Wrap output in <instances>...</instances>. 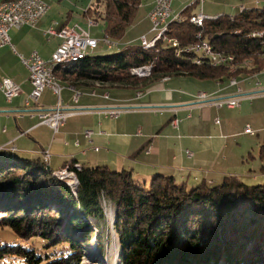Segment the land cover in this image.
I'll use <instances>...</instances> for the list:
<instances>
[{
  "label": "trees",
  "instance_id": "trees-1",
  "mask_svg": "<svg viewBox=\"0 0 264 264\" xmlns=\"http://www.w3.org/2000/svg\"><path fill=\"white\" fill-rule=\"evenodd\" d=\"M96 1L85 13L104 23L110 39L124 36L144 2ZM101 1L104 11L98 7ZM194 7L183 9L184 21L169 23L166 38L187 45V52L207 40L215 51L234 55L237 64L254 61V68L240 73L264 70V37L251 36L252 30H264V6L206 19L201 26L190 22ZM161 41L150 49L138 45L107 55L88 54L58 65L55 75L75 86L102 83L135 90L179 74L214 80L234 76L229 64L198 63L194 55ZM142 66H151L149 77L131 72ZM259 157L264 160V144ZM53 170L40 158L0 157V227L11 228L19 238L0 247V259L19 256L25 264H81L96 234L88 218L106 198L115 205L121 264H264V184H248L240 175L228 174L220 182L203 180L189 188L173 175L159 173L145 180L133 169L82 165L74 192ZM35 239L46 242L43 247L52 252L40 253Z\"/></svg>",
  "mask_w": 264,
  "mask_h": 264
},
{
  "label": "crops",
  "instance_id": "crops-1",
  "mask_svg": "<svg viewBox=\"0 0 264 264\" xmlns=\"http://www.w3.org/2000/svg\"><path fill=\"white\" fill-rule=\"evenodd\" d=\"M155 4L156 0H146L139 8L146 9L145 18L149 21V13ZM48 14L35 27L24 25L10 29L11 45L0 47V67L8 65L10 56L19 66L1 76L0 82L8 77L24 91L8 101L0 88V146L3 147L0 150L11 151L14 157L26 159H41L46 150L51 154L49 165L54 170L75 161L87 167L106 165L116 170L133 169L145 180L159 173L173 175L177 180L189 179L193 175L195 181L202 177V181L210 179L212 182H220L228 174H238L253 183L264 177V160L259 157L260 143L264 144V93L242 98L240 106L235 108L194 103V94L200 91L220 95L233 94L238 87L244 89L239 80L237 85H232L231 82L224 84L223 79L179 74L163 77L147 89L135 90L108 87L102 83L75 86L58 78L64 83L60 85L61 104L65 108L82 110L70 112L58 132L44 124L39 111L56 106L59 96L48 87L38 102L30 99L33 86L23 58L35 52L33 30L51 37L45 31L56 24L58 28L68 26L79 32L85 30L95 37L87 28L71 26L70 16L59 21ZM89 20V28L99 23L94 19L96 24L90 27ZM56 38L58 41L53 52L61 43V38ZM242 77L244 84L252 80ZM259 77L264 79L263 74L258 75L248 83L246 91L264 89V81ZM75 94H79L77 101ZM118 105L139 108L126 110L116 117L105 112L104 108ZM150 106L166 107L155 111ZM175 119L179 120L178 126L173 125ZM248 125L254 134L246 132ZM87 130L92 131L90 136H87ZM255 143L260 145L257 154L254 152ZM13 146L16 147L14 151ZM187 151L193 155L188 156ZM226 151L230 156L236 153L239 159L222 157ZM247 152L253 158L251 163H245ZM257 168L260 174H257Z\"/></svg>",
  "mask_w": 264,
  "mask_h": 264
},
{
  "label": "rangeland",
  "instance_id": "rangeland-1",
  "mask_svg": "<svg viewBox=\"0 0 264 264\" xmlns=\"http://www.w3.org/2000/svg\"><path fill=\"white\" fill-rule=\"evenodd\" d=\"M45 1L47 2V4L50 7L49 11H48V13H49L48 17H51L52 19H58L60 21L61 19H64V18H67L68 16H70L71 17L70 18L71 26L76 25L79 28H85V29L87 28L90 30V32L92 33L93 36H95L99 39H103V37H104L103 31L105 28L104 23L101 20H99V23L97 26H95V27L90 26L92 28H89L88 27V20L90 18H93V14L92 15H88V14L86 15V13H85V11L87 9H89V8L94 9L97 6L96 0H45ZM145 1L146 0H144V2ZM190 3H191L190 0H176L175 2H173L172 3V8L174 10L173 15H175L176 13H180L184 8H186L188 5H191V4L195 5V7L193 8L194 12L200 13L201 10H202V12L204 10V13L206 15L208 14L207 16L211 15L210 17H217V16L223 15V14L234 16V15L239 14L240 12H242L246 8L263 7L264 6V0H205L202 5L198 4V3H191V4ZM98 5H99L98 7H99L100 11L105 10V1H101V3H99ZM143 6H145V5H143ZM145 11H146V9L143 7L139 10V12H137L136 17L134 18L132 25L128 27L124 36L121 39H111L117 45H115L112 48H108L104 44H101L92 53V55H107V54L120 52L123 49H125L127 46L142 45V44H140V37L142 34H146L148 39L153 38L154 35L156 34V32L151 30L153 24L151 21H149L148 19L145 18ZM33 31H34L33 33L35 35V40H36V41H34V44L32 45L35 48L33 51L38 52L43 58L48 60L50 58L52 52H53L52 50L55 48V46L57 44L58 40H57L56 36L48 37V36H45L42 33V31H39V30H33ZM254 33H263V35L261 37H256V38H263L264 37V30H262V29L252 30L251 31L252 37H253ZM200 41H202V40H200ZM200 41H198V42H200ZM12 44H14V42H12ZM218 53H221V52H218ZM223 54L227 55V56H232L231 54H226V53H223ZM263 56H264V53H263ZM233 57L234 58L232 60H228L227 63H223V64L231 65L230 72L234 73L233 77H231V78L225 77L223 79L224 84L225 83L229 84V82L234 83V79H237L236 82L239 83V81H240L241 85L244 86V91H246V87H247V85H249L248 83L249 82L252 83L258 75H260V74L264 75V70L259 71V72L255 71V72L240 73L239 70H241V69L254 68L255 63L252 59H248V60L243 61L242 63L237 64V63H235L236 57L234 55H233ZM9 58L11 60L8 61V65H5L4 67H0V77L7 75V73L11 69H14V67L17 69L19 68V66L17 65L16 59L12 58L11 56ZM151 72H152V68L150 66L149 71H145L143 73H137L134 75H137L139 77H149L151 75ZM236 72H238V73L235 74ZM242 76H244V77L246 76V79H252V80L246 81V83L244 84L243 83L244 81H242V79H243ZM259 79L264 81V79L262 77H259ZM63 84H64L63 81L59 82V85H63ZM106 86L112 87L113 85L106 84ZM147 88H149V87L147 86L144 89H147ZM261 89H263V88H261ZM246 92H248V91H246ZM263 93H260V94H263ZM208 94H212V93H208ZM220 95H225V94H220ZM253 95H257V94H253ZM253 95L246 96V97H252ZM242 98H244V97H242ZM242 98H241V100H242ZM55 100H56V98H55ZM241 100H240V102H241ZM239 106H236V107H239ZM152 107H154V106H150L149 108L153 109L155 111H158V110L162 111V109L165 108L166 106H162L160 108H152ZM223 107H228V106H223ZM230 108H235V107H230ZM160 113L161 112H158V114H160ZM175 120H178V119H175ZM175 120H173L172 122H174ZM219 122H220V119H219ZM219 122H217V123H219ZM178 124H179V120H178ZM178 124L176 126H178ZM254 133H255V131H254ZM249 134H251V133H249ZM248 136L251 137V135H248ZM257 137H258V135L255 136L256 141L258 139ZM260 144H263V143H260ZM259 147H260V145H259V143H257L255 146L256 149L254 151L256 154L258 153ZM2 148L3 147L0 146V149H2ZM9 150H11V149L9 148ZM12 150L13 151L16 150V147L13 146ZM250 151H252V149H250ZM45 152H47V151L45 150L43 152L41 159L43 160V162H45L46 164L49 165L51 154L49 153L50 157L47 158L48 160H45L46 159V157H45L46 153ZM188 152H190V155ZM230 152L234 153V151H230ZM12 154H13V152H11V151L8 152L4 149L0 150V157H3L5 159L12 157L13 156ZM187 154H188V156L193 155V153L191 151H187ZM248 155H249L248 152L245 153V158H244L245 163H247V162L251 163V161L253 159L251 155H249V156ZM224 156H226V157L229 156L231 159H235V158L239 159V156L237 157L236 153H234L232 156H230L228 151H226V153L222 154V157H224ZM67 167L71 171V173H69L70 175L65 174L64 176H61V174L59 175L57 173L59 170H62V169L67 168ZM81 167H82V165L79 163H76V162L73 166H70V164H66L61 168L53 170V175L57 179L65 181L67 183V185H69L72 188V190L74 192H76L78 189V186H79V179L77 176V170H80ZM111 170H116V169L112 168ZM256 172H257V174L261 173L259 168L256 169ZM148 180H150V179H148ZM177 181L179 183H182L183 181H185L187 183V186L189 188H191L192 186L199 184L202 181V177L200 180L195 181L194 176L191 175V177L189 179L181 180L180 178H178ZM207 181H208V183H213L210 179H208ZM221 181H222V179H221ZM244 181L248 184H255V185L264 184V177L262 179H260L259 181L254 182V183L252 181H248L246 178ZM99 203H100L99 208H98L99 211H97L96 215H91L88 218V221L91 224V226L95 229L96 234H95V237L92 240V242L88 246H86L84 256L82 257L81 264H121L120 263V257H119V255H120V253H119L120 252L119 240H118V235H117L116 229L114 227L115 226L114 225L115 216H116L115 205L112 201H110L106 198L101 199ZM17 241H19V238L14 234V232L12 231L11 228L0 227V247H3L7 243H15ZM27 243H29V241ZM43 245H46V242H42L39 239H35V246L39 247L40 253L46 254V253L52 252V249H50L48 247H43ZM0 260L3 264H25V261L19 256H6V257L1 258ZM44 262H46V261L44 260L43 263ZM43 263H41V264H43Z\"/></svg>",
  "mask_w": 264,
  "mask_h": 264
},
{
  "label": "built area",
  "instance_id": "built-area-1",
  "mask_svg": "<svg viewBox=\"0 0 264 264\" xmlns=\"http://www.w3.org/2000/svg\"><path fill=\"white\" fill-rule=\"evenodd\" d=\"M174 0H156V4L149 13L150 20L153 24L152 31L156 34L153 38L148 39L146 35L140 37V44H150L153 40L161 38V31L164 30L165 21L171 20H182L186 19L181 13H176L173 15L172 3ZM205 0H192L191 3L203 4ZM49 5L45 0H0V47L4 45H11V40L9 36V31L12 28H19L24 25L35 27L37 23L48 13ZM210 16L205 15L202 10L200 13H195L190 16V22L201 26L206 19H210ZM95 20H89V26L95 25ZM45 33L51 36H59L61 38V43L52 53L49 60H45L38 52H33L28 58H23L24 64L27 66L30 72V80L33 86V90L30 95V99L34 102H38L43 91L50 87L59 96V102L56 106L49 107L46 109H41L39 111V116L42 122L51 128L55 132H58L59 128L66 122V119L70 112L75 110H82L76 108H65L61 104V90L54 81L48 78V66L53 63V61H59L62 59H75L81 53H92L101 44L112 48L117 45L113 40L108 37L103 39H98L92 37L88 31H77L76 29L68 26L56 27V24L50 26L46 29ZM263 33H254L253 37H261ZM165 39V44L175 47L176 51H183L186 54L194 55V60H201V63L205 61H210L214 65H221L227 63L228 60L233 59L232 56L224 55L223 53H218L214 50L213 46L207 41L202 40L195 43V52H187V45L182 46L180 42L170 36ZM138 70H145V66L132 68L131 72L138 73ZM232 85H237L238 83H231ZM0 88L3 90L5 97L8 101L24 91L16 82L12 79L6 77L0 82ZM264 89H256L253 91H244L242 87H238L237 91L232 94L216 95L208 94L206 92L200 91L194 94V103L197 104H214L216 107L221 108L223 106L236 107L240 105V100L242 97L251 96L253 94L263 93ZM79 94H75V100H78ZM28 105V101H27ZM162 106H154L152 108H160ZM133 108H139L137 106H127L118 105L114 107L104 108L105 112L111 116L116 117L120 113L130 110ZM85 110V109H84ZM219 122V118L216 119ZM178 120L173 122L176 126ZM246 132L253 134L254 131L248 125ZM92 131L87 130V136H90ZM46 153V159L50 157L49 151ZM190 155V152H188ZM63 174L71 173L70 169L64 168L59 170ZM70 175V174H69Z\"/></svg>",
  "mask_w": 264,
  "mask_h": 264
},
{
  "label": "bare ground",
  "instance_id": "bare-ground-1",
  "mask_svg": "<svg viewBox=\"0 0 264 264\" xmlns=\"http://www.w3.org/2000/svg\"><path fill=\"white\" fill-rule=\"evenodd\" d=\"M211 18H217V17H211ZM171 21H175V20H171ZM171 21H165L164 23V30L161 31V38H157L155 40H153L152 43L150 44H142L141 46L144 48V49H150V48H153L155 47L156 43L159 41V40H162V41H165L164 38H166L165 36V33L168 31V27H169V23ZM176 21H182V20H176ZM188 51H193L195 52V45L191 46L188 48ZM89 53H81L79 54V56H77L75 59L71 60V59H62V60H59V61H53V63H51L49 66H48V78L51 79L52 81L55 82L56 85H58V88L61 90V87L59 85V81H58V78L56 77L55 75V69L58 65H66L68 63H71V62H78L79 60L85 58ZM198 63L201 62V60H196ZM150 67H147L145 66V70H138V73H143L145 71H149ZM134 74H137V73H134ZM237 79H234V83H237L236 82ZM59 175L61 174V176H64L65 174H63L62 172L58 171L57 172ZM76 176V175H75ZM67 177V176H66ZM71 180V179H70Z\"/></svg>",
  "mask_w": 264,
  "mask_h": 264
}]
</instances>
